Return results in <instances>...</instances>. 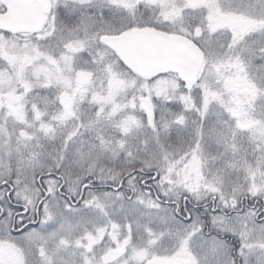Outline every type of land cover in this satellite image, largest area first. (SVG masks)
<instances>
[{
  "label": "snow or ice",
  "instance_id": "6c2138e0",
  "mask_svg": "<svg viewBox=\"0 0 264 264\" xmlns=\"http://www.w3.org/2000/svg\"><path fill=\"white\" fill-rule=\"evenodd\" d=\"M0 264H264V0H0Z\"/></svg>",
  "mask_w": 264,
  "mask_h": 264
}]
</instances>
